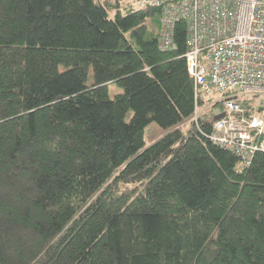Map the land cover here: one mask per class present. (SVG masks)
I'll return each instance as SVG.
<instances>
[{
    "label": "trees",
    "instance_id": "16d2710c",
    "mask_svg": "<svg viewBox=\"0 0 264 264\" xmlns=\"http://www.w3.org/2000/svg\"><path fill=\"white\" fill-rule=\"evenodd\" d=\"M132 5L0 0V264H264V151L239 167L209 138L224 107L195 100L185 22L162 50Z\"/></svg>",
    "mask_w": 264,
    "mask_h": 264
},
{
    "label": "built area",
    "instance_id": "2783aa9c",
    "mask_svg": "<svg viewBox=\"0 0 264 264\" xmlns=\"http://www.w3.org/2000/svg\"><path fill=\"white\" fill-rule=\"evenodd\" d=\"M132 6L158 8L161 49L175 47L174 26L186 22L184 57L195 100L215 91L224 105L209 138L234 152L239 167L248 165L255 151H264V111L247 118L231 96L235 89L264 98V0H133Z\"/></svg>",
    "mask_w": 264,
    "mask_h": 264
},
{
    "label": "rangeland",
    "instance_id": "374dc122",
    "mask_svg": "<svg viewBox=\"0 0 264 264\" xmlns=\"http://www.w3.org/2000/svg\"><path fill=\"white\" fill-rule=\"evenodd\" d=\"M87 82H92L91 72H89ZM121 90H122V88L117 83H115V82H109L108 83V94H109V96L112 97V96H114V94L120 92ZM243 94L251 95L248 93H243ZM235 95H240V94H235ZM262 95L264 96V93H262ZM252 97H253V99H263L262 97H259V96H252ZM206 107H208V104H206ZM205 108L204 107L201 108L200 106H198L197 114L200 115L202 113V111L205 110ZM215 111H218V108H215ZM263 111H264V109L262 111L256 112V113L261 114V113H263ZM131 115H132V110H128L126 115H125V119L129 120ZM161 133H162V129L155 121H151L148 124H146L144 127V131H143V138H144L145 145H148L152 140H154Z\"/></svg>",
    "mask_w": 264,
    "mask_h": 264
},
{
    "label": "bare ground",
    "instance_id": "6f19581e",
    "mask_svg": "<svg viewBox=\"0 0 264 264\" xmlns=\"http://www.w3.org/2000/svg\"><path fill=\"white\" fill-rule=\"evenodd\" d=\"M180 21H184V20H180ZM179 22V21H178ZM185 22V21H184ZM177 23V22H176ZM176 25V24H175ZM185 25H186V22H185ZM160 29H161V23H160ZM174 29H175V26H174ZM159 34H160V31H159ZM158 39H159V36H158ZM186 39H187V27H186V37H185V43H186ZM173 41H174V43H175V47H176V42H175V40H174V33H173ZM158 46H159V43H158ZM174 47V48H175ZM160 48V47H159ZM174 48H171V49H162V50H172V49H174ZM161 49V48H160ZM234 91V93H233V95L235 96V94H243V93H245V92H242V91H237V90H235V89H233L232 90V92ZM239 96V95H238ZM233 101H235L234 99H233ZM236 102V101H235ZM238 103V102H237ZM239 104V103H238ZM222 105H223V103H222ZM230 105V104H229ZM240 105V104H239ZM241 106V105H240ZM223 107H224V105H223ZM242 108V107H241ZM242 111H243V115L245 116V114H244V110H243V108H242ZM241 114L240 113H238V115H236V116H240ZM257 115V114H256ZM259 115V114H258ZM252 116H254V115H252ZM246 117V116H245ZM251 117V116H250ZM247 118H249V117H247ZM218 119V118H217Z\"/></svg>",
    "mask_w": 264,
    "mask_h": 264
},
{
    "label": "water",
    "instance_id": "95a60500",
    "mask_svg": "<svg viewBox=\"0 0 264 264\" xmlns=\"http://www.w3.org/2000/svg\"><path fill=\"white\" fill-rule=\"evenodd\" d=\"M224 112H220V113H218L217 115H215V119H217V118H220V117H222V116H224Z\"/></svg>",
    "mask_w": 264,
    "mask_h": 264
}]
</instances>
